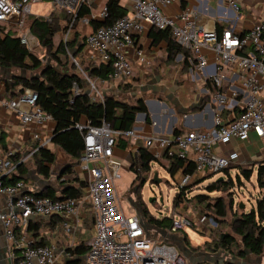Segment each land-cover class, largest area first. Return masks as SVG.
<instances>
[{"label":"built area","instance_id":"2783aa9c","mask_svg":"<svg viewBox=\"0 0 264 264\" xmlns=\"http://www.w3.org/2000/svg\"><path fill=\"white\" fill-rule=\"evenodd\" d=\"M43 1L0 0V34L11 33L19 37L21 43L32 51L38 40L31 32L28 15L33 13L34 3ZM49 1L53 10L44 18L51 20L53 12H64L69 16L63 33V40L67 43L80 7L91 9L92 0ZM179 1L128 0L129 14L88 32L85 52L72 55L73 63L93 88L96 87L95 79L81 65L84 57L96 65L111 63L109 80L118 84L127 83L133 72L127 49L133 45L134 35L149 26L170 28L175 41L191 52L190 69L195 70L208 86L204 94L221 105L219 110L211 108L212 127L188 128L178 133H174V130L166 134L140 133L135 128L116 130L106 121L93 125L88 119L81 120L76 127L82 132L84 150L76 170L86 174V185L79 196L54 198L39 195L25 179L6 185L3 180L16 172V164L11 160V152L0 153V195L6 196L4 203L0 204V223L10 249L20 251L13 264H58L59 261L73 258L67 250L78 244L77 232L86 218L87 209L93 214L94 231L82 264H205L189 261L176 246L153 242L138 215H125L119 206L115 186V180L121 177L123 165L114 158V148L121 136L132 142L139 141L140 148L150 152L154 161L163 157L193 159L195 173L184 175L180 187L188 184L196 174L205 176L222 172L232 162L243 165L236 151L224 154L215 148L233 139L247 141L251 133L264 137V21L246 32L238 31L233 26L220 32L216 27L209 28L201 23L194 9H183L175 18L167 15L164 8ZM224 1L234 13L239 14L242 7L239 0ZM106 16L105 5L99 19ZM95 17L92 14L86 21L90 22ZM204 47L213 52L214 61L207 60V55L202 51ZM142 54V50H137L140 61L144 60ZM224 68L231 71L229 77L221 74ZM234 80L248 93L247 100L238 98L240 92L232 91L230 85L227 86ZM79 91L75 85V93ZM201 98L198 97L199 100ZM38 99L37 91L25 88L17 97L2 99L1 102L16 110L24 125L34 124L38 129L34 131L33 138L38 141V146L47 147L52 137L42 134L39 128L52 117L38 105ZM237 107L238 113L232 115L231 112ZM58 180L65 182L66 178ZM52 217L60 218L58 225L69 236L62 247L54 243L37 244L28 231L32 221ZM168 217L172 220L168 228L171 233L185 231L187 227L196 228L186 214L173 211ZM198 223L199 229H210L217 221L214 217L199 213Z\"/></svg>","mask_w":264,"mask_h":264},{"label":"trees","instance_id":"16d2710c","mask_svg":"<svg viewBox=\"0 0 264 264\" xmlns=\"http://www.w3.org/2000/svg\"><path fill=\"white\" fill-rule=\"evenodd\" d=\"M107 16L104 19L92 18L90 25L92 29H96L100 26H106L112 24L116 20L125 17L129 14L128 7L121 4V0H107ZM91 13L90 8L80 7L77 13V19L74 25L73 32L76 30L78 21ZM52 19L47 20L44 17L32 18L30 23L31 32L36 36L38 45L43 46L49 57L45 61L31 51L26 45L22 44L20 38L11 33L0 34V66L6 68H16L30 74L19 75L15 78L14 84L20 85L21 89L18 93H22L25 88H32L39 94L38 105L47 114L51 115L54 119L55 131L53 134L52 142L65 151L74 162L66 165L59 173L58 179H61L66 174H73L74 164L78 161L84 150L83 135L82 132L76 127V124L81 121L83 117L88 119L93 125H100L103 121L109 122L111 126L116 130H128L132 129L136 125V114L138 112L146 113L145 122L150 124L151 117L148 108L143 98H138L136 102L131 103L127 100L115 97L112 94L106 93L102 100L97 99L92 93L86 89V79L83 77V73L77 68L70 71L68 69L67 59L70 58V53L74 56H78L85 47V38L79 39L77 35H72L67 41L64 42L63 38L58 44L55 43V35L62 31H65L66 26H63L61 20H69V16L64 12L55 15V12L51 15ZM151 36L155 40L164 39L168 42V54L169 60H174L178 53L185 54V61L183 66L191 67L189 57L191 52L181 47L173 37L172 30L170 28L160 29L157 27L152 28ZM72 32V33H73ZM75 33V32H74ZM63 56L66 57V61H63ZM54 62H52V61ZM87 65L82 67L91 78H98L102 81L109 80V74L112 70L111 63H104L96 65L87 58H83V63ZM75 85L79 88V93H75ZM123 85H128L124 83ZM210 86V85H209ZM209 96L207 95L202 104H204ZM199 107H194L193 112L198 111ZM187 128L181 126L174 127V133L182 132ZM130 139L124 137H118L117 145L122 148L128 147ZM167 158V157H166ZM12 161L16 164L17 172L11 177H5L4 183L6 185L13 184L20 179H23L27 173V167L22 160L19 153L12 155ZM170 159L169 172L172 176L176 173H181L182 178L186 174H194L196 170L195 161L191 158L181 157H168ZM155 159L152 154L146 149L141 148L139 150V162L141 170L144 173H148L151 170L152 162ZM160 159H158L159 161ZM34 162L37 167V171L44 178H49L53 173V165L56 162V154L46 147L37 145V149L34 153ZM134 168V166H132ZM238 171L235 177H232L230 168H225L222 171L224 178L221 180H215L210 182L205 189L206 192H201L192 197H188L189 192L193 191L204 179L199 178L198 174L194 175L190 182L184 187H180V191L174 200L175 206L181 205L183 202L194 200L199 203L202 208L201 213H205L209 217H214L217 222L224 221L223 219L227 215L228 204L225 201L223 195L213 197L209 193L212 192H225L234 189L235 184H243V179L249 180L253 175V169L245 167L243 165L237 166ZM208 178L212 177L214 173ZM207 175V174H206ZM202 177V176H200ZM181 178V179H182ZM26 180V179H25ZM137 186L135 194L139 197L138 202L141 203L144 209L145 216L159 228H169L172 220L168 216L156 217L149 213L146 203L140 196V188L144 181ZM68 181V182H67ZM257 183L259 187L264 188V162L258 165L257 168ZM86 182L74 175L73 179H66L61 184L59 190L53 187L42 189L38 192L39 195H47L52 197H65V196H79ZM233 199V198H232ZM230 200L231 206H233V200ZM236 206L240 208L238 202ZM60 223L59 217H52L47 220L32 221L29 224L28 230L31 236L34 238L37 244L49 243L47 238L40 232L41 227L49 226L51 228L57 227ZM216 227L210 229H197L202 234L211 233ZM183 241L191 254H198L209 252L215 254V252H228L236 257H245L247 253L255 256H261L264 254V196L259 197L257 201V207L252 208L250 211H241L236 217L233 227V233L219 232L217 236L209 235L210 240L206 241L205 248H201L200 245H192L189 235L186 231H182ZM240 239V243L238 238ZM88 245L84 241L80 242L74 247L68 248V252L73 258L65 260L64 264H82L83 256L88 251ZM212 251V252H211ZM203 255V254H202ZM62 264V263H60ZM213 264H221L216 261ZM222 264H237V262L224 261Z\"/></svg>","mask_w":264,"mask_h":264},{"label":"crops","instance_id":"0c3cea01","mask_svg":"<svg viewBox=\"0 0 264 264\" xmlns=\"http://www.w3.org/2000/svg\"><path fill=\"white\" fill-rule=\"evenodd\" d=\"M239 1L241 2L242 7L238 15L230 9V7L227 5V3L224 0H181L179 2L173 3L165 7L164 11L170 17L175 18L183 9H194L197 12V18L201 23L205 24L209 28L216 27L220 32L222 31V29L229 26H233L238 31L246 32L250 28H252L255 24L264 21V0H239ZM106 3L107 0H92V6L90 9L91 13L81 18L78 21V25L76 26V30L74 31L75 33L73 32L72 35H77L79 39L82 38L84 39L85 37L84 34L79 35V32H83V28H84L83 23L92 14L96 16L95 17L96 19H99L100 12L102 11ZM121 4L128 7L129 9L130 3L128 2V0H121ZM67 21L68 20H61L62 25L66 26ZM89 26L92 29L90 23ZM152 28L153 27L149 26L145 28V30H143L142 32L136 33L134 35L133 45L127 49V54L129 56V59L131 60L132 67L134 70L133 71L134 76L132 72V76L130 77L129 80L135 78V80L137 81V85H136L137 88L146 87L147 92L152 91L153 94L158 95L159 93L157 94L156 92L158 89L161 90L160 93L167 91L169 87L168 86L169 80L172 79V81H174L175 76H177L181 72L186 57L185 54L178 53L175 56L174 60H169L170 58L167 50L168 42L164 39H159V40L153 39V37L151 36L153 30ZM63 33H64L63 30L58 32L57 33L59 35L58 37H60V34H62L61 36L63 38ZM85 49L86 48L84 47V49L79 55L85 52ZM137 50L143 51L142 54L144 58L143 61H140V57L137 55ZM25 74L26 72L22 70H18L16 68H6L0 66V153L11 152L12 155L19 153L27 167V173L25 175V177H27V175H30V173L34 175H40L37 171V167L34 162V153H35V149L37 148L38 141L33 138V134L34 131H36L38 128L34 124L24 125L23 122L21 121V117L19 113L10 107L4 106L1 102L2 99H11L19 95L18 91L21 89V86L15 85L14 80L17 76L25 75ZM196 76H198V74ZM103 82L107 83L108 85L110 84L111 89L118 86V83L110 80ZM229 85H230V90L240 92L238 98L244 100L248 99L249 97L248 93L242 90L241 86L238 84V82H236V80H234L232 83L229 82L227 86ZM205 87L206 85L204 84V87L200 89V92L202 91L203 88L206 92L207 87L206 88ZM173 95H174L173 99L177 100L176 101L178 105L177 108L179 106L185 108L187 106L195 107L194 104H199V106L203 107L205 104H202V101L207 96L205 94H202L201 95L202 98L199 100L197 98V94L196 95L191 94L189 102L186 103V102H181L179 96H177L178 94H175L173 92ZM141 97L142 96H140L139 98ZM157 97H158L157 99L162 100V96H157ZM163 101L165 102V100ZM157 102L161 103L162 107L157 110L156 108H153L151 106L153 110L152 113L149 112L151 117V123L148 124L145 122V125L143 127H139L135 125L133 128L137 129L138 132L140 133L153 132V133L166 134L174 130V126L171 122L172 114L168 110L169 106L167 104L164 105V103L160 101ZM209 105L210 108H215L217 110L221 109V105L219 104H216L214 107L211 104ZM206 108L200 113L194 112V114L191 115L193 116V119L191 120V122L188 123V126L186 127L187 129L188 128L209 129L212 127L213 125L212 109H211V113H209L206 110ZM200 110L201 109L199 107V111ZM238 111L239 108L237 107L233 111V113L231 112V114L235 115L236 113H238ZM228 112L229 111H227V113ZM205 114L208 116L204 117ZM168 117L169 120L167 121V123H165ZM141 118L145 120L144 117ZM152 118H154V120ZM81 120H86V118L83 117ZM137 121L138 120H136V122ZM55 125L56 123L54 119L51 118L48 119L43 125V127H40L39 129L41 130L42 134L52 137L55 131ZM259 142H264V137L261 138L257 136L255 133H251L250 139L247 141L241 142L236 139H233L230 143L227 144L221 143L217 145L215 149L218 152L227 154L230 151H236L238 153V150L234 148L240 147L242 149L241 153L240 152L238 153L240 156V163L243 165H249V163H247L248 161L247 156L251 154L249 147L252 145H257ZM46 148H48L55 154H56L55 152L56 148L61 149L60 147L55 145L52 141L49 143V145ZM140 149L141 148L139 146V141L136 140L132 142L130 140V144L128 145V147L122 148L121 146L117 145L114 148V158L121 161L123 166L128 165L130 168L132 167V165H134V163L137 164V161L140 165L139 162ZM63 152L64 153L62 160H59L56 154V162L53 165L54 172L49 177V178H53L54 179L53 182L59 185H61L64 182L58 180L56 175L57 173L55 172L56 170L54 169V167L56 165H61V170H62L66 165L74 162V160L65 151ZM74 165H75L74 172H76L75 175L78 176L80 179L84 180V178H86V174L78 172V170H76V165H78V161ZM238 165L239 164H236L235 166L237 167ZM64 177L71 180L73 179L74 175L66 174L64 175ZM48 187H53L56 190H58L56 184L44 185L42 189ZM4 201H5V197L2 196L0 200V204H3ZM42 219L47 221L49 220L47 218H42ZM88 222L92 224V227L89 229V234H90L89 240L86 241L84 238L81 237V234H85V232L87 231ZM93 231H94L93 214L90 211V209H87L86 218L83 221L82 227L77 232L78 244L84 241L86 245H89ZM40 232L43 236L47 238L49 243H54L60 247H62L65 240L69 238L68 235L62 232V229L61 227H59V225H57V227L55 228H51L49 226H43L41 227ZM19 255H20L19 250L10 249L9 243L5 238L4 231L0 223V264H13V260L17 258ZM194 255L198 256V254H194ZM238 261L239 262L243 261L246 264H255V262H252L254 261V259L251 256H249V253H247L245 257H238ZM60 263L64 264V262L59 261L58 264Z\"/></svg>","mask_w":264,"mask_h":264},{"label":"rangeland","instance_id":"374dc122","mask_svg":"<svg viewBox=\"0 0 264 264\" xmlns=\"http://www.w3.org/2000/svg\"><path fill=\"white\" fill-rule=\"evenodd\" d=\"M53 10V7L51 5V2L49 0H44L42 3H34L32 8V14L28 15V22L31 23L32 18H35V15H41V17H47ZM60 14V12H55V15ZM78 25V23H77ZM83 32H79V35L84 34L86 35L88 31H91L92 29L89 26V22L85 21L83 23ZM62 34H60V37ZM55 43L58 44L61 40L59 35H55ZM60 38V39H59ZM36 55L40 56L43 61L46 60L47 57L50 55L48 54L47 50L43 46H39L38 44L36 47L32 50ZM202 51L204 54L207 55V60L209 62L214 61V54L211 50L207 48H202ZM66 57L63 56V61H66ZM52 61V60H51ZM54 62V61H52ZM68 62V69L70 71H73L76 69V66L73 64L72 59V53H70V58L67 59ZM82 65V64H81ZM87 64L84 62L82 67H85ZM134 71V70H133ZM195 71V70H194ZM190 69V66L185 67L181 69V72L175 76V80L172 81V79L168 82V89L166 92L159 93L158 95L153 94L152 91L147 92L146 87L144 88H137V81L135 78H132L127 83L128 85H123L124 83L118 84V88L115 87L111 89V85L101 81L98 78L95 79V88L91 87L89 83H85L86 89H88L92 95H94L97 99L102 100V97L106 94H112L117 98L127 100L128 102L134 103L136 100L143 96L144 99L147 98H158L157 96H162V100H165V104H167L169 107L176 108L177 100L173 99L175 94H178L181 102H189L190 95L191 94H197V98L200 97L202 94L205 93L204 88L200 92V89L204 87V81L202 77ZM26 74H30V72H26ZM221 74L224 76H230L231 71L228 68H224L221 70ZM134 76V72H133ZM85 78V76L83 75ZM181 84V85H179ZM208 88V86H206ZM205 87V88H206ZM206 88V89H207ZM178 91V92H177ZM167 96H169L172 101L167 100ZM204 104H208V107L206 110L211 113V104L213 107L216 105V103L209 97L207 101ZM161 103H158L157 101L154 103H151V106L153 108H156L157 110L160 109L162 106ZM195 107H199V104H194ZM193 107V106H192ZM183 108L185 107H178L179 111H175L171 113V122L174 127L181 126L182 128H186L187 126L184 125V113ZM186 108H189L187 106ZM188 112L192 113L193 111L189 108ZM195 112H199L195 111ZM194 113V112H193ZM193 119V116L187 117V123L191 122ZM169 120V117L166 119L165 123ZM145 125V120L141 118L136 122V126L143 127ZM250 153L248 157L247 163L249 165H245L247 168L253 169V175L251 179L246 180L243 179V184L238 185L235 184V187L233 190L225 191V192H212L209 193L211 196H221L223 195L225 201L228 204L227 209V215L223 219L224 221L217 222L216 225H213V227H216L214 231L211 233L202 234L197 229H199V223H198V214L202 212V208L200 207L199 203H196L194 200L183 202L179 206H175L174 200L177 196V193L180 191V182L182 175L181 173H176L174 176L171 175V173L168 170V167H170V159L168 158H161L159 161H153L151 165V170L148 173H144L141 170V165H139L138 161L137 164L134 163V168H130L128 165H124L121 169V177L119 179L115 180V186L117 191V200L119 203V206L125 213V215H138L143 225L147 231L148 237L151 238L153 242L156 243H167L169 245L176 246L178 250L183 253V255L191 262L193 263H205V264H213L214 259L218 258L219 256L223 255L225 252H215V254H211L209 252L201 253V255H194L190 254V250L187 248V246L184 244L182 232H175L171 233L168 231L167 228H159L156 225H154L149 218L143 215L142 212V206L141 203L138 202L139 197L136 196L135 191L137 186L142 182V180L145 178L142 187L140 188V196L142 197V200L146 203L147 209L150 214L161 217V216H168L173 211H176L179 214H186L188 215L192 221L195 223L196 228L187 227L185 229L186 233L189 235L190 241L192 245H200V247L203 249L206 246L204 243L206 241L210 240L214 236H217L219 232L223 233H233V227L235 224L236 217L239 215L241 211H250L252 208L257 207V201L259 197L264 196V188L259 187L257 183V168L258 165L264 162V142H259L257 145H252L249 147ZM238 150V153H241V148L236 147L234 148ZM55 152L57 154V157L59 160L63 159V151L59 148L55 149ZM254 163V164H253ZM235 163L230 164V171L232 177H235L238 171V168L235 166ZM56 170L55 172L58 174L61 171V165H56L54 167ZM54 172V171H53ZM157 173V181H154L153 177L154 174ZM56 174V175H57ZM52 175V174H51ZM211 174L205 175V180L199 184L193 191L189 192L188 197H192L193 195H196L201 192H206L207 190L205 187L212 181H215L218 177L224 176L222 172H216L214 175L210 178H208ZM201 176V175H200ZM201 179H204V177H200ZM225 177V176H224ZM68 179V178H66ZM53 178L46 179L41 175H34L30 173V175H27L26 182L28 185L32 187V189L35 192H39L42 190L44 185H51L56 184L58 187L57 189H60L59 184L53 182ZM6 197L4 194H1L0 197ZM153 200L151 201V199ZM161 198L163 199V202H161ZM233 198V199H232ZM233 200V206H231L230 200ZM236 202L244 203L245 207L243 209L238 208L236 206ZM217 221V220H216ZM92 227V224L90 222L87 223V231L85 234H81V237L84 238L86 241L89 240V229ZM3 228V227H2ZM4 231V229H3ZM5 235V234H4ZM6 238V237H5ZM238 241L240 243V239L237 236ZM212 252V251H211ZM203 254V255H202ZM204 254H207L210 258H213L210 261L204 262ZM249 256H251L255 262V264H264V254L261 256H255L249 253ZM230 258L234 257L233 255L229 254ZM226 256V259L228 258ZM67 258V257H66ZM238 260V259H237Z\"/></svg>","mask_w":264,"mask_h":264},{"label":"water","instance_id":"95a60500","mask_svg":"<svg viewBox=\"0 0 264 264\" xmlns=\"http://www.w3.org/2000/svg\"><path fill=\"white\" fill-rule=\"evenodd\" d=\"M73 56H74V54H72ZM25 72V71H24ZM88 90V89H87ZM141 98H143V96L141 97ZM156 101H160V102H162V103H164V105H165V102L163 101V100H161V99H157V98H147V99H144V102H145V104H146V106H147V108H148V111L150 112V113H152V107H151V103H154V102H156ZM208 106V104H205L203 107H201V106H199L200 107V111H199V113L201 112V111H203L206 107ZM191 110H193L194 109V107H189ZM189 108H183L182 110H183V113H184V115H185V117H184V125L185 126H188V123H187V117H189V116H191V115H193L194 113L192 112V113H190V112H188V109ZM168 110H169V112H171V113H173V112H175V111H179L178 110V108H177V106H176V108H172V107H169L168 108ZM197 113V112H196ZM196 115H198V114H196ZM206 116H208V115H206ZM141 117H144V118H146V113H144V112H138L137 114H136V120H139ZM153 120H154V118H152ZM52 138H53V135H52ZM58 175H60V173H58L57 174V176ZM27 177H23V179H26ZM224 177L223 176H220V177H218V179L217 180H221V179H223ZM153 179H154V181H157L158 180V178H157V173H155L154 174V177H153ZM153 200V198L151 199V201ZM161 202H163V199L161 198ZM245 207V204L244 203H240V208L241 209H243ZM142 212H143V215L145 216V212H144V209L142 208ZM191 254V253H190ZM204 262H207V261H210L211 262V260L213 259V258H210L207 254H204ZM226 256L228 257L229 256V253L228 252H225L223 255H221V256H219L218 258H215L214 259V262L213 263H215L216 261H219L221 264L226 260V261H228V262H237V264H246L245 262H239L237 259H238V257H236V256H234V257H232V258H230V257H228L227 259H226ZM83 258V257H82Z\"/></svg>","mask_w":264,"mask_h":264},{"label":"flooded vegetation","instance_id":"af4514ba","mask_svg":"<svg viewBox=\"0 0 264 264\" xmlns=\"http://www.w3.org/2000/svg\"><path fill=\"white\" fill-rule=\"evenodd\" d=\"M160 91H161V90H160V89H158V90L156 91V92H157V94H158V93H160ZM167 99H168L169 101H172V99H171L169 96H167ZM172 102H173V101H172Z\"/></svg>","mask_w":264,"mask_h":264}]
</instances>
